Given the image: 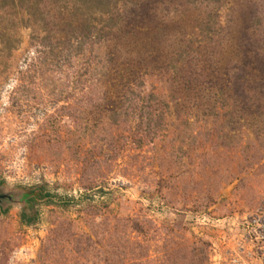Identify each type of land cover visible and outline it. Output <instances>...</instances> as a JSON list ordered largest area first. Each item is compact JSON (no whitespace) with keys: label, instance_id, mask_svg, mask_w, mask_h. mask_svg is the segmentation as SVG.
<instances>
[{"label":"rangeland","instance_id":"rangeland-1","mask_svg":"<svg viewBox=\"0 0 264 264\" xmlns=\"http://www.w3.org/2000/svg\"><path fill=\"white\" fill-rule=\"evenodd\" d=\"M0 264H264V0H0Z\"/></svg>","mask_w":264,"mask_h":264},{"label":"trees","instance_id":"trees-1","mask_svg":"<svg viewBox=\"0 0 264 264\" xmlns=\"http://www.w3.org/2000/svg\"><path fill=\"white\" fill-rule=\"evenodd\" d=\"M29 192V191H28ZM32 193V192H29ZM47 194H43V196H46ZM31 198V197H30ZM33 198H31L30 200H32ZM21 217H24V214L21 213Z\"/></svg>","mask_w":264,"mask_h":264}]
</instances>
